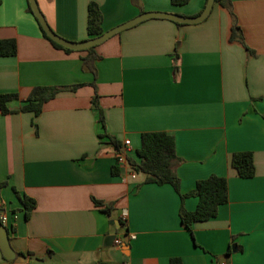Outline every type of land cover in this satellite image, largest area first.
<instances>
[{
	"label": "crops",
	"instance_id": "1",
	"mask_svg": "<svg viewBox=\"0 0 264 264\" xmlns=\"http://www.w3.org/2000/svg\"><path fill=\"white\" fill-rule=\"evenodd\" d=\"M229 1L244 44L230 40L233 17L214 2L199 23L146 19L88 57L52 46L27 0H0V39L16 42L15 55L0 57V93L17 94L8 108L35 87L60 88L37 115L0 113V209L16 254L7 261L0 252V264H264V0ZM36 2L52 30L74 42L89 39V2L102 32L144 12L194 17L204 4ZM154 131L174 137L181 193L211 174L227 179L228 201L191 232L179 210H194L196 197L181 202L170 184L113 172V142L128 139L137 159L141 134ZM240 151L252 153L250 178L230 166ZM22 195L35 201L27 218Z\"/></svg>",
	"mask_w": 264,
	"mask_h": 264
},
{
	"label": "trees",
	"instance_id": "2",
	"mask_svg": "<svg viewBox=\"0 0 264 264\" xmlns=\"http://www.w3.org/2000/svg\"><path fill=\"white\" fill-rule=\"evenodd\" d=\"M188 0H170L172 5H184ZM206 0L201 8L203 9ZM223 8L227 9L233 17V22L230 29V40H235L244 44L240 27L235 21L231 4L229 0H214ZM28 12H31L27 1ZM200 10V12H201ZM199 12V13H200ZM198 13V14H199ZM197 14V15H198ZM196 15V16H197ZM33 16V14H32ZM34 17V16H33ZM35 19V17H34ZM101 12L98 5L94 2H89L87 5V24L86 30L89 39L100 35L101 29ZM37 22V20L35 19ZM176 23V22H174ZM38 24V22H37ZM180 24V23H176ZM39 26V24H38ZM40 28V26H39ZM42 36L50 42L52 46L62 49L66 52L73 50L62 47L51 41L40 28ZM88 52V57L95 56L93 47L85 49ZM249 51V49H248ZM16 54V42L12 38L0 39V57L13 56ZM88 57L82 59L83 65L88 68ZM177 55L174 53L173 64L174 71L177 70ZM90 68V67H89ZM74 87H72L73 89ZM60 88L54 87H35L31 90L29 96L23 100V104L16 110L10 109L7 102L17 98L16 93H0V113L5 115L15 112H32L37 115L41 111L42 104L54 97ZM102 123V119L100 117ZM114 148H118L120 144L113 142ZM137 159L128 156V161L134 167L137 174H144V183L170 184L178 193L181 202L185 197L194 196L197 198V204L194 210L187 211L180 206L179 217L183 227L191 232V224L193 222L206 221L217 214L218 207L228 201V184L227 179L223 176L214 174L209 175L204 179L197 180L192 190L181 193L179 189V179L175 172V166L180 160L176 155L174 137L163 131L144 132L141 134L140 146L136 149ZM230 166L236 171L241 178H250L255 173L252 153L250 151L233 152L230 157ZM118 167H115L114 173H117ZM20 201L23 205L24 215L27 218L30 211L35 207L34 199L22 195ZM96 205H100L95 201ZM111 206H103L102 211L109 214ZM230 249L228 248L227 253ZM176 260H172L175 264ZM101 264V263H95Z\"/></svg>",
	"mask_w": 264,
	"mask_h": 264
},
{
	"label": "water",
	"instance_id": "3",
	"mask_svg": "<svg viewBox=\"0 0 264 264\" xmlns=\"http://www.w3.org/2000/svg\"><path fill=\"white\" fill-rule=\"evenodd\" d=\"M27 1L33 16L37 20L40 28L45 33V35L56 44L71 50H85L90 47H94L97 44L109 38L110 36L124 29H127L128 27H131L143 20L150 18L168 19L180 24H196L203 21L210 14L214 4V0H206L205 5L201 10V12L194 17H185V16H180L177 14L166 13V12H144L108 31L101 33L100 35L94 38H90L80 42H74L62 38L52 30V28L48 25L46 19L44 18V15L40 11L36 0H27ZM110 239L113 240L114 236H110ZM234 250H235L234 246H232V251ZM0 252L3 258L7 261L14 260L16 256L10 244L8 230L1 223H0Z\"/></svg>",
	"mask_w": 264,
	"mask_h": 264
},
{
	"label": "built area",
	"instance_id": "4",
	"mask_svg": "<svg viewBox=\"0 0 264 264\" xmlns=\"http://www.w3.org/2000/svg\"><path fill=\"white\" fill-rule=\"evenodd\" d=\"M131 150L130 142L128 139H124L118 148H114L113 154L115 159V165L122 171L124 176L128 179L136 178V171L131 163L128 161V154ZM1 210V209H0ZM125 215V214H124ZM0 223L5 226L7 223V214L5 211L0 212ZM133 237V236H132ZM116 244L120 243L119 239L114 240ZM220 264H225L224 262Z\"/></svg>",
	"mask_w": 264,
	"mask_h": 264
}]
</instances>
